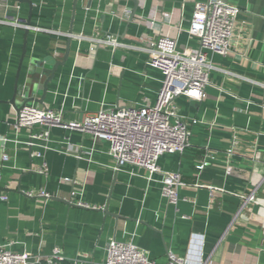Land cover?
I'll use <instances>...</instances> for the list:
<instances>
[{
  "label": "crops",
  "instance_id": "crops-1",
  "mask_svg": "<svg viewBox=\"0 0 264 264\" xmlns=\"http://www.w3.org/2000/svg\"><path fill=\"white\" fill-rule=\"evenodd\" d=\"M199 1L205 0H141L131 21V0H93L90 8L82 0H10L12 17L52 32L30 30L26 36L25 29L0 25V136L10 139L0 145V193L8 196L0 199V244L44 257L59 249L68 260L102 264L110 240L132 239L157 264H167L170 251L185 264H264V0H229L240 8L241 37L230 54L209 53L216 68L202 100L175 99L180 114L198 120L190 125L191 146L159 159L186 183L177 205L145 170H118L107 141L53 127L47 148L17 142L30 131L14 128L16 108L6 102L17 75L25 85L38 72L36 60L51 55L63 61L71 37L68 59L49 82L42 106L62 110L64 120L72 121L102 107L154 104L163 75L147 64L139 46L145 36L160 34L176 38L180 49L199 48V39L187 31ZM80 33L111 35L127 45L113 49L80 41ZM68 144L81 146V157L65 153ZM44 164L48 172H37ZM257 186L260 202L244 203L239 194ZM32 189L53 197H29ZM73 191L97 208L72 204Z\"/></svg>",
  "mask_w": 264,
  "mask_h": 264
},
{
  "label": "built area",
  "instance_id": "built-area-1",
  "mask_svg": "<svg viewBox=\"0 0 264 264\" xmlns=\"http://www.w3.org/2000/svg\"><path fill=\"white\" fill-rule=\"evenodd\" d=\"M86 2L87 0H82ZM14 6L10 0H0V25H11L36 31H51L44 27L22 22L10 15ZM240 8L229 0H205L195 4V10L188 33L199 39V48L180 49L178 40L169 35L145 36L144 43L139 46L148 54L147 64L158 69L162 75L161 88L154 104L142 106L126 105L116 108L102 107L98 112L87 115L83 120L65 121L62 110L44 107L35 102L25 105L14 123L19 131H30L27 140L19 141L27 147H48L51 128L63 127L79 130L90 135L94 141L109 142V153L116 161L118 170L127 166L143 169L146 178L157 180L161 186L162 195L169 203L177 205L180 200L179 189L186 185L179 171L164 170L159 159L165 153H182L191 146V123L197 119L188 120L180 114L175 105V99L186 96L194 100H202L205 88L210 83L211 71L216 68L209 53L228 55L233 51L236 39L241 37L237 32ZM151 24H154L152 21ZM72 34H70L71 36ZM80 41L90 39L93 44L112 47H124L127 44L116 37H88L83 33L76 35ZM40 127V130H33ZM10 139L0 136V145L4 148ZM81 146L68 144L64 150L68 154L80 156ZM40 154V152L38 153ZM9 156L3 155L8 161ZM207 164L203 163L201 167ZM39 173H47L48 166L44 164L36 169ZM156 176H159L157 179ZM68 179V178H66ZM263 183V180L258 184ZM196 186L202 184L196 183ZM259 186L249 195L239 194L244 203L260 202L256 197ZM29 197L52 198L46 189L29 190ZM82 193L73 191L70 202L84 208H97L81 199ZM78 198V199H76ZM1 200H7L6 194L0 193ZM76 199V200H75ZM103 208V207H100ZM167 264H185L186 260L168 253ZM86 264L85 260H68L56 249L49 256L33 255L28 251L18 252L11 244H0V264ZM102 264H157L149 252L131 240L112 239L106 246V256ZM198 264H207L201 260Z\"/></svg>",
  "mask_w": 264,
  "mask_h": 264
},
{
  "label": "water",
  "instance_id": "water-1",
  "mask_svg": "<svg viewBox=\"0 0 264 264\" xmlns=\"http://www.w3.org/2000/svg\"><path fill=\"white\" fill-rule=\"evenodd\" d=\"M134 3V6L132 8V14H131V21L134 20V17L136 15V12L140 6L141 0H131ZM75 5L78 3V0H74ZM93 0H87V7L90 8L92 5ZM30 24V21H28ZM26 36L30 32V30L26 29ZM72 33V30H71ZM71 42L72 38H68V46L66 49L65 58L63 61L54 60V58L49 55L43 60H36L37 67V74L33 79H29L28 82L25 85L19 84V75H17V80L14 85L13 95L10 98V100H6V102L10 103L16 108L17 115H19L21 109L31 102H36L39 105H44L45 103V97L48 92V84L49 82L55 77L56 71L60 65H64L66 60L68 59V56L70 54L71 50ZM27 52V40L24 42L23 46V53L20 61V66H22V62L25 58ZM45 76V79L41 82L40 79L42 76ZM42 90V94L39 96H36V92ZM21 98L17 102V99ZM72 203V202H71ZM74 204V203H72ZM76 205V204H74ZM82 207V206H80ZM106 213L109 212V210H105Z\"/></svg>",
  "mask_w": 264,
  "mask_h": 264
},
{
  "label": "trees",
  "instance_id": "trees-1",
  "mask_svg": "<svg viewBox=\"0 0 264 264\" xmlns=\"http://www.w3.org/2000/svg\"><path fill=\"white\" fill-rule=\"evenodd\" d=\"M60 264H68V263L64 261V262H61Z\"/></svg>",
  "mask_w": 264,
  "mask_h": 264
}]
</instances>
